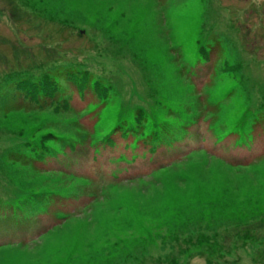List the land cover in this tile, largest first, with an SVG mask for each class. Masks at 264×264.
I'll list each match as a JSON object with an SVG mask.
<instances>
[{"label":"rangeland","instance_id":"rangeland-1","mask_svg":"<svg viewBox=\"0 0 264 264\" xmlns=\"http://www.w3.org/2000/svg\"><path fill=\"white\" fill-rule=\"evenodd\" d=\"M264 0H0V248L70 264H264Z\"/></svg>","mask_w":264,"mask_h":264},{"label":"snow or ice","instance_id":"snow-or-ice-1","mask_svg":"<svg viewBox=\"0 0 264 264\" xmlns=\"http://www.w3.org/2000/svg\"><path fill=\"white\" fill-rule=\"evenodd\" d=\"M264 188V185H262ZM4 249L0 248V264H70L69 261H48V260H26V259H16V260H5Z\"/></svg>","mask_w":264,"mask_h":264}]
</instances>
